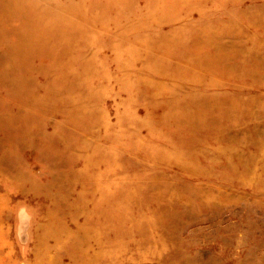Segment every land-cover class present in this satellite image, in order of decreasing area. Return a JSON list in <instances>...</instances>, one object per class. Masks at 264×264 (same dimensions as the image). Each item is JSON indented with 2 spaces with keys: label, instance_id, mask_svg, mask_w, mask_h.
Returning a JSON list of instances; mask_svg holds the SVG:
<instances>
[{
  "label": "rangeland",
  "instance_id": "374dc122",
  "mask_svg": "<svg viewBox=\"0 0 264 264\" xmlns=\"http://www.w3.org/2000/svg\"><path fill=\"white\" fill-rule=\"evenodd\" d=\"M35 2L83 29L0 42V264H264V0Z\"/></svg>",
  "mask_w": 264,
  "mask_h": 264
},
{
  "label": "bare ground",
  "instance_id": "6f19581e",
  "mask_svg": "<svg viewBox=\"0 0 264 264\" xmlns=\"http://www.w3.org/2000/svg\"><path fill=\"white\" fill-rule=\"evenodd\" d=\"M58 8L53 9L48 5L38 4L35 0H0V42L7 38L14 39L11 46L5 51L11 52L17 60L40 53L52 56L70 53L71 43L68 46L59 47L57 41L65 38L64 31L67 28L71 33V42H74L76 32L80 35L82 33L83 23L80 22L74 10L73 12L72 9ZM212 60L219 66H223V62L225 67L227 66L224 61L225 56L222 54L213 56ZM198 122L201 124L200 119L196 120L194 124L197 125ZM214 141L215 147L220 146L218 141ZM221 146L226 147V145ZM227 149H235V146L227 144ZM193 152L200 153L196 150Z\"/></svg>",
  "mask_w": 264,
  "mask_h": 264
}]
</instances>
